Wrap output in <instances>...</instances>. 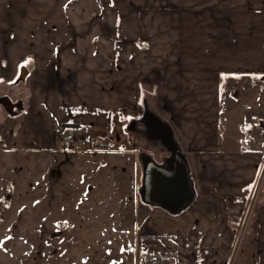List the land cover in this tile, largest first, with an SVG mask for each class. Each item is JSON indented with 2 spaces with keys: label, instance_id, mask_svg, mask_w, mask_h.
Masks as SVG:
<instances>
[{
  "label": "crops",
  "instance_id": "obj_1",
  "mask_svg": "<svg viewBox=\"0 0 264 264\" xmlns=\"http://www.w3.org/2000/svg\"><path fill=\"white\" fill-rule=\"evenodd\" d=\"M22 65L26 109L11 117L0 106V151L34 161L48 153L47 162L86 129L112 148L90 155L114 177L129 167L138 193L143 168L128 123L147 98L186 152L197 197L179 215L136 201L131 256L264 264V146L225 151L219 140L223 77L264 75V0H0L4 95L18 89L10 85ZM30 203L36 227L41 205Z\"/></svg>",
  "mask_w": 264,
  "mask_h": 264
},
{
  "label": "rangeland",
  "instance_id": "obj_2",
  "mask_svg": "<svg viewBox=\"0 0 264 264\" xmlns=\"http://www.w3.org/2000/svg\"><path fill=\"white\" fill-rule=\"evenodd\" d=\"M255 80L236 76L222 82L221 150L264 146V81ZM128 136L138 156L146 151L161 161L168 155L160 143L157 151L137 132ZM108 148L99 142L86 152L67 148L47 162H41L48 155L44 152L34 161L33 153L0 151V264H141L131 256L133 208L141 199L131 188L130 168L114 177L101 156L90 155ZM244 188L251 193V186ZM34 201L41 205L40 219L31 227L34 210L28 207Z\"/></svg>",
  "mask_w": 264,
  "mask_h": 264
},
{
  "label": "water",
  "instance_id": "obj_3",
  "mask_svg": "<svg viewBox=\"0 0 264 264\" xmlns=\"http://www.w3.org/2000/svg\"><path fill=\"white\" fill-rule=\"evenodd\" d=\"M28 75L29 69L22 65L14 84L25 82ZM260 79L264 81V75L260 76ZM143 103V117L140 121L145 132H142V136L150 142L160 143L168 155L158 161L153 153H139L143 176L138 193L143 204L179 215L187 210L197 197L190 162L172 125L150 109L147 98H144ZM0 106L11 117H16L25 110L22 100L14 102L8 95H0Z\"/></svg>",
  "mask_w": 264,
  "mask_h": 264
},
{
  "label": "built area",
  "instance_id": "obj_4",
  "mask_svg": "<svg viewBox=\"0 0 264 264\" xmlns=\"http://www.w3.org/2000/svg\"><path fill=\"white\" fill-rule=\"evenodd\" d=\"M97 137L86 129L72 131L67 136V148L71 152H86L97 144ZM171 257L167 253H151L144 257L142 264H169Z\"/></svg>",
  "mask_w": 264,
  "mask_h": 264
},
{
  "label": "flooded vegetation",
  "instance_id": "obj_5",
  "mask_svg": "<svg viewBox=\"0 0 264 264\" xmlns=\"http://www.w3.org/2000/svg\"><path fill=\"white\" fill-rule=\"evenodd\" d=\"M18 78V77H17ZM16 78V79H17ZM16 81V80H15ZM15 81H13L12 83H11V87H18V89L17 90H14V92H9V93H7V95L8 96H10L11 98H12V100L14 101V102H18L19 100H22L23 101V104H24V107H25V109H26V105H25V100L28 98V96H29V89H28V87H27V80L25 81V82H21V83H19V84H14L15 83ZM26 83V84H25ZM3 84H2V82H0V89L3 87L2 86ZM1 92V91H0ZM0 95H4V93L3 92H1L0 93ZM24 112V111H23ZM143 117V111H142V114L140 115V117L139 118H137V119H132L129 123H128V127L129 128H132V129H134L135 130V132H137V133H139V134H141L142 135V132H145L144 130V128L141 126L142 124H141V121H140V119Z\"/></svg>",
  "mask_w": 264,
  "mask_h": 264
},
{
  "label": "trees",
  "instance_id": "obj_6",
  "mask_svg": "<svg viewBox=\"0 0 264 264\" xmlns=\"http://www.w3.org/2000/svg\"><path fill=\"white\" fill-rule=\"evenodd\" d=\"M226 77H228V76H224L223 77V81H224V79L226 78ZM2 107V106H1ZM7 114V113H6ZM8 115V114H7ZM9 116V115H8ZM230 197H232V195H228V196H226V199L228 198V199H230Z\"/></svg>",
  "mask_w": 264,
  "mask_h": 264
}]
</instances>
